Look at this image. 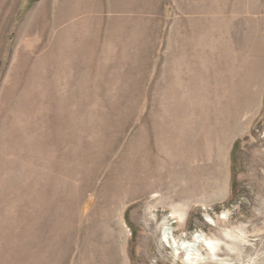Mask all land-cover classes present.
Wrapping results in <instances>:
<instances>
[{"label": "rangeland", "instance_id": "obj_1", "mask_svg": "<svg viewBox=\"0 0 264 264\" xmlns=\"http://www.w3.org/2000/svg\"><path fill=\"white\" fill-rule=\"evenodd\" d=\"M167 226L264 264V0H0V264H193Z\"/></svg>", "mask_w": 264, "mask_h": 264}, {"label": "bare ground", "instance_id": "obj_2", "mask_svg": "<svg viewBox=\"0 0 264 264\" xmlns=\"http://www.w3.org/2000/svg\"><path fill=\"white\" fill-rule=\"evenodd\" d=\"M164 240L167 242H172L176 252L185 255L187 262L197 263L199 260L200 247H209L211 242L207 240V237L203 235H195L192 241L181 239L175 235L174 229L167 226L163 232ZM214 248L211 247L210 251L214 253ZM201 254V253H200Z\"/></svg>", "mask_w": 264, "mask_h": 264}]
</instances>
